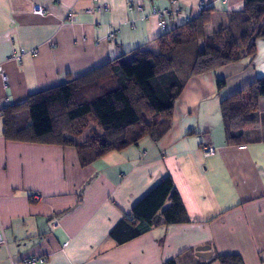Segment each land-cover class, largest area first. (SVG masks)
<instances>
[{"label":"crops","instance_id":"obj_1","mask_svg":"<svg viewBox=\"0 0 264 264\" xmlns=\"http://www.w3.org/2000/svg\"><path fill=\"white\" fill-rule=\"evenodd\" d=\"M136 1L98 0L107 10L86 13L91 0H0V111L136 47H154L159 35L196 17L199 3L213 9L209 25L219 19L224 26L244 2L175 0L182 15L159 27L152 9L169 8L171 0H142L141 11L129 9ZM35 5L44 14L33 13ZM138 69L151 76L145 63ZM262 77L264 39H258L252 57L187 81L161 138H143L85 167L73 147L5 140L0 118V264L30 257L45 258L37 264H164L175 258L176 264H204L195 255L201 246L211 257L238 255L243 264H264V96L241 144H226L220 111L223 99ZM216 78L224 80L220 92ZM205 147L214 153L204 155ZM165 175L189 221L151 227L117 245L109 235L113 227Z\"/></svg>","mask_w":264,"mask_h":264},{"label":"trees","instance_id":"obj_2","mask_svg":"<svg viewBox=\"0 0 264 264\" xmlns=\"http://www.w3.org/2000/svg\"><path fill=\"white\" fill-rule=\"evenodd\" d=\"M212 12L203 8L196 17L162 33L153 40L155 50L136 47L79 77H68L5 106L0 111L3 138L73 147L81 167L143 138L158 140L169 130L174 100L191 77L252 57L256 41L264 39V0H244L240 10L227 14L225 26L207 35ZM140 63L147 65L151 76L140 72ZM215 84L220 92L224 80L216 78ZM263 96L264 77L221 101L227 145L244 142V130L255 122ZM188 221L173 180L165 175L109 235L120 245L151 227ZM212 263L243 264L238 255L217 254L204 261Z\"/></svg>","mask_w":264,"mask_h":264},{"label":"built area","instance_id":"obj_3","mask_svg":"<svg viewBox=\"0 0 264 264\" xmlns=\"http://www.w3.org/2000/svg\"><path fill=\"white\" fill-rule=\"evenodd\" d=\"M143 7V2L142 0H137L136 3H134L133 6L129 7V9L131 8H135L138 11H141ZM203 5L201 3H199L197 5V12L199 13L202 9H203ZM107 10V6L105 4H98V0H91V2L89 4H87L86 8H85V12L86 13H93L94 11L97 12H103ZM44 10L38 6L35 5L33 7V13L37 14V15H42L44 14ZM181 12L180 9L178 7V4L176 3L175 0H171L170 1V6L169 8H164V9H152L151 12V16H153L156 21H157V25L159 27H164L165 23L173 18H177L179 16H181ZM72 16V14L69 15V18ZM191 17L190 16H186L185 21H188ZM131 25H134V21H131ZM115 33L111 32L107 35L106 40L110 41L114 38ZM214 153V149L212 147H205L203 148V154L204 155H211ZM56 223L53 222L51 223V227H55ZM5 243V238L3 235V229L2 226L0 224V244ZM45 261V258L43 257H30V258H26L23 259L22 264H37V263H42Z\"/></svg>","mask_w":264,"mask_h":264},{"label":"rangeland","instance_id":"obj_4","mask_svg":"<svg viewBox=\"0 0 264 264\" xmlns=\"http://www.w3.org/2000/svg\"><path fill=\"white\" fill-rule=\"evenodd\" d=\"M220 21H221V20H220ZM221 24H224V22H222ZM221 26H223V25H220V23H219V19H215V21H213L212 24H210V25L208 24V25L206 26V28H205V32H206L207 35H210V34H212L214 31L220 29ZM224 26H225V25H224ZM148 48L151 49V50H155V46H154V47L150 46V47H148Z\"/></svg>","mask_w":264,"mask_h":264},{"label":"water","instance_id":"obj_5","mask_svg":"<svg viewBox=\"0 0 264 264\" xmlns=\"http://www.w3.org/2000/svg\"><path fill=\"white\" fill-rule=\"evenodd\" d=\"M195 255L205 260H208L211 258V252L209 251L208 246L197 247Z\"/></svg>","mask_w":264,"mask_h":264}]
</instances>
